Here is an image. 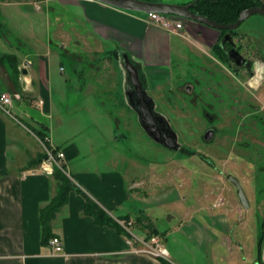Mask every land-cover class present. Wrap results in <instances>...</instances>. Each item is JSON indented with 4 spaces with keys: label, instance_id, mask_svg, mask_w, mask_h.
<instances>
[{
    "label": "crops",
    "instance_id": "obj_1",
    "mask_svg": "<svg viewBox=\"0 0 264 264\" xmlns=\"http://www.w3.org/2000/svg\"><path fill=\"white\" fill-rule=\"evenodd\" d=\"M55 1L62 9L54 8ZM145 14L95 0H50L39 9L31 0H0V92L12 97L13 113L0 110V264L238 263L236 246L226 243V215L208 196L134 194L150 180L132 181L136 179L131 172H141L142 166L119 159L115 129L109 124L112 111L96 92L98 78L88 81L86 65L97 62L91 71L99 73V61L122 78L121 58L126 55L137 66L144 87L157 90L181 79L179 66L188 61L187 51L195 49L210 59L220 30L176 16L182 27L172 32L148 22ZM238 30L255 44L251 25ZM37 130L63 151L76 188L111 219L131 222L136 235H156L171 258L134 252L125 233L96 223L85 212L86 199L77 189L69 191L44 237L41 210L54 197L57 181L40 168L43 152ZM162 215L165 221L159 225ZM53 236L62 241L63 254H52ZM223 250L227 256H221ZM208 253L211 262L204 259Z\"/></svg>",
    "mask_w": 264,
    "mask_h": 264
},
{
    "label": "rangeland",
    "instance_id": "obj_2",
    "mask_svg": "<svg viewBox=\"0 0 264 264\" xmlns=\"http://www.w3.org/2000/svg\"><path fill=\"white\" fill-rule=\"evenodd\" d=\"M31 3L33 5V0ZM52 4L54 8L62 9L57 1ZM50 16L53 19V13ZM263 23L264 18L255 14L245 19L241 26L251 25L256 35L254 40L259 38L257 45L264 54ZM241 42L244 46L242 55L250 59L254 67L262 62L263 55L255 49L250 39L243 38ZM186 53L188 61L181 64L178 71L181 79L172 80L157 90L144 87L151 98L154 112L161 116L167 129L175 132L179 143L177 149L165 147L149 136L138 110L130 100L123 65L122 78L117 71L112 72L110 64L103 61H99V73L91 71L92 65L97 62L85 68L88 81L91 82L93 76L98 78V90H95L102 98V105L112 111L109 124L115 129L119 159H128L131 167L142 166L141 172H131L130 177L136 179L133 182L150 180L143 190L134 194L141 197L145 192L148 195L150 192L174 191L208 196L209 203L226 215V243L231 241L236 246V264H253L261 254V251L258 254L257 242L261 224L262 228L264 224V81L256 91V84L261 82L264 75L259 72L262 77L256 78L255 83L253 80L254 88H251L247 86L245 81L248 78L241 69L236 74L229 70L226 72L223 57H217L210 51L209 61L206 57L208 54L202 55L195 49ZM237 75L239 80H245L244 86L237 83ZM119 84L124 101L118 97ZM113 92L115 98H111ZM234 95H238L237 103ZM247 98L255 101L252 102L259 108L258 111L254 108L253 112L249 105H245ZM208 127L214 129L210 142L205 141L202 134ZM64 173L70 178L68 170ZM228 174L239 180L248 200L247 208L240 204L236 188L226 179ZM193 202L198 208V198ZM159 218L160 225V221L165 219L163 215ZM212 231L217 238L220 237L214 229ZM221 237L219 239L222 241ZM225 250L221 256H227ZM207 256L204 259L211 262V255L208 253Z\"/></svg>",
    "mask_w": 264,
    "mask_h": 264
},
{
    "label": "water",
    "instance_id": "obj_3",
    "mask_svg": "<svg viewBox=\"0 0 264 264\" xmlns=\"http://www.w3.org/2000/svg\"><path fill=\"white\" fill-rule=\"evenodd\" d=\"M95 1L105 3L108 5L120 8V9L128 10V12L129 11H134L138 13L160 12V13H164L168 15L170 14V15L181 17V18L196 21V23L197 22L203 23L207 26H211L220 31H226L223 38L221 39V42L222 43L228 42L232 46L233 51L235 52H236L235 50L236 44L234 42V39L232 38L233 35L231 31L239 27L240 23H242L245 19H247L248 17L252 15L259 14L264 18V5H258V6L244 9L239 13V16L234 22L223 24L215 20L209 19L208 17L204 15L198 14L197 12L196 13L192 12L191 7L194 5V3L197 0H194L193 2L185 3V4L183 2L182 4L181 3L180 4L179 3H168V2H162V1L157 2L156 0L155 1L95 0ZM234 56L240 57V55L238 54ZM121 61H122V65L125 71L127 83H129V80H130L131 83L136 85L135 87V93H137L136 96L140 98L141 102L143 103V106L138 107V109L141 108L148 117L154 118L153 120H155L154 109H152L153 104H152L151 98L148 97V95L146 94V90L144 86L140 85L141 81H140V75H139V70L137 69V66L126 55H122ZM138 109L136 108V110ZM148 133H149V136L154 138V140L158 141L165 147H168L170 149H177L179 147V143L177 141L175 132L171 129H167V134L165 136V139L163 140H161L156 133L150 132L149 130H148ZM204 134H205L204 138L206 140H209L212 137V130H209ZM226 178L230 182V184L232 183L234 187L236 188V193L239 198L240 204L243 206V208H247L248 200H247L246 194L239 180L236 177L232 176L231 174H228ZM253 264H257V262Z\"/></svg>",
    "mask_w": 264,
    "mask_h": 264
},
{
    "label": "trees",
    "instance_id": "obj_4",
    "mask_svg": "<svg viewBox=\"0 0 264 264\" xmlns=\"http://www.w3.org/2000/svg\"><path fill=\"white\" fill-rule=\"evenodd\" d=\"M258 5H264V0H197L191 7V10L192 12H197L198 14L204 15L209 19L223 24H228L234 22L242 10ZM215 48L220 50V45L216 44ZM36 136L39 139H43L45 137L40 130L36 131ZM52 175H54L56 178L57 189L54 197L41 210L42 234L44 237H46L49 232V221H51V219L54 217L59 207L66 203L68 193L72 189H77L84 196L86 199V204L84 206L85 212L91 215L96 223L114 225L123 234H126L124 229L119 225L118 221L111 219V217L108 216L101 207L97 206V204L89 196L83 193L81 189L76 188L75 183L70 180L71 178H69V176H67L62 170L55 168ZM147 226L151 227L149 224ZM261 239L262 224L259 241L257 242L258 254L261 251ZM259 259L260 255H258V260L256 261L257 264H259ZM164 264H168V262H164Z\"/></svg>",
    "mask_w": 264,
    "mask_h": 264
},
{
    "label": "built area",
    "instance_id": "obj_5",
    "mask_svg": "<svg viewBox=\"0 0 264 264\" xmlns=\"http://www.w3.org/2000/svg\"><path fill=\"white\" fill-rule=\"evenodd\" d=\"M46 0H33V5L35 9H39L41 3ZM146 20L148 22L158 24L161 27L165 28L168 31H176L182 27L180 20L176 19L174 15H168L160 12H148L145 14ZM175 17V18H174ZM12 97L6 92H0V110L5 114L13 116L12 111ZM42 149H43V158L41 160V169L48 175H52L54 169H60L63 172H66V167L64 165V153L60 149L54 147L50 142L48 137L39 139ZM120 226L126 232V243L132 246L133 251L136 253H143L155 258H168V251L161 244L160 239L156 235H151L147 238L140 237L132 232L130 229L131 222L118 220ZM262 248L259 259V264H264V224L262 228ZM50 249L52 250L53 255L63 254V245L59 237L53 236L49 240Z\"/></svg>",
    "mask_w": 264,
    "mask_h": 264
},
{
    "label": "flooded vegetation",
    "instance_id": "obj_6",
    "mask_svg": "<svg viewBox=\"0 0 264 264\" xmlns=\"http://www.w3.org/2000/svg\"><path fill=\"white\" fill-rule=\"evenodd\" d=\"M193 1L194 0H190V1L186 2V3H190V2H193ZM240 26H241V23H240L239 27H237L235 30L231 31V33L233 35L232 38L234 39V42L236 44V47H235L236 52L233 51L232 46L228 42H224V43L221 42V39L223 38V36L226 33V31H220V34H219V36L217 38V41L214 44V46H212V48H210V51L212 52L213 55H216L217 57H219V56L223 57V59L225 60V66L226 67L228 66V69L225 66H223L225 68L226 72L229 70V71H233V73L236 74V72H238L241 69L242 72L244 74H246L245 76H247L246 78H248L249 80L247 79L245 81L243 79L241 81V80H239L238 75H237V78H235V79H238L237 83L240 84V86L241 85L244 86L243 82L245 81L248 87L254 88V84H252L253 80H254V83H255L257 81L256 78L260 79L262 77L261 74L264 75V54L262 53V50L256 46L257 45V41L254 40L255 49L257 51H259L263 55L262 62L256 63L258 65H256L254 67L253 63L250 61V59H248V58H246V57H244L242 55V51L241 50L244 48V46H243L241 41H242L243 38H247V39H249V38H248V36H246V34L244 32H239L238 29L240 28ZM216 44L220 45V50L215 48ZM237 54L240 55V57H235L234 56V55H237ZM258 67L260 68V70L258 69ZM259 72H261V74H259ZM233 73H231L232 76H233ZM261 79H262L261 82L256 84V91L259 90L262 87L263 81H264V76ZM140 81H141L140 85L144 86L145 85V81H144L143 77H140ZM135 87H136V85L131 83V81L129 80V83H127L129 97H130V100L133 103V105L138 109V107L143 106V103L141 102L140 98H138L136 96L137 93H135ZM187 87H189V86H187ZM254 95H255L254 98L257 101V95L256 94H254ZM234 96H235V102H236V97L238 95H234ZM248 99L249 98H247V100H245V103H247L245 105H247V106L249 105V108L253 109V112H254V108L256 109V111H258L259 108L252 102L254 100H252V99L248 100ZM140 109L141 108L138 109V112H139V115H140V120L142 121L143 125L147 128V130H149L150 132L156 133L161 140L165 139V136L167 134V128L163 125L161 116L159 117V115H157L156 112H154L155 120H153L154 118L148 117L146 115V113L142 109H141L142 111ZM209 130H212V137L209 140H206L204 138V135H205L204 133H206ZM202 134H203L204 140L207 141V142H210L212 140V138H213L214 129L211 128V127H208V128H206V130ZM177 141H178V138H177ZM233 187H234V185H233Z\"/></svg>",
    "mask_w": 264,
    "mask_h": 264
}]
</instances>
